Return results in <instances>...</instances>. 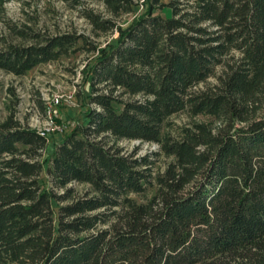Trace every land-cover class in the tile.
<instances>
[{
	"label": "trees",
	"instance_id": "obj_1",
	"mask_svg": "<svg viewBox=\"0 0 264 264\" xmlns=\"http://www.w3.org/2000/svg\"><path fill=\"white\" fill-rule=\"evenodd\" d=\"M99 1L112 17L134 6ZM147 2L126 28L79 9L116 44L21 29L25 42L0 49V70L17 77L94 55L85 121L47 159V137L0 123V264H264V0ZM165 8L170 18L152 14ZM184 112L214 123L163 137ZM122 140L172 160L155 171L156 154L128 153ZM71 184L88 189L73 196ZM150 189L143 203L131 197Z\"/></svg>",
	"mask_w": 264,
	"mask_h": 264
},
{
	"label": "rangeland",
	"instance_id": "obj_2",
	"mask_svg": "<svg viewBox=\"0 0 264 264\" xmlns=\"http://www.w3.org/2000/svg\"><path fill=\"white\" fill-rule=\"evenodd\" d=\"M0 1L3 9L0 12V49L4 47L5 42L17 44L25 42L13 32L21 29L43 35L83 34L100 47L116 44L115 31L106 34L94 33L88 22L80 15L79 9H89L104 19L112 18L117 26L126 28L147 10L148 3L147 0H132L134 6L131 13L112 17L99 0ZM74 1L78 4H74ZM160 1L163 4L169 2V0ZM74 5H77V9ZM152 14L164 18L171 17L169 8L153 10ZM93 58V54L72 52L56 61L39 65L20 77L0 70V123L12 118L23 128L42 131L50 123L47 111L51 109L53 124L58 130L51 132L47 137L48 146L43 154V159H47L51 155L53 146L61 142L76 125L85 121L84 112L87 108V97L90 95L86 73ZM221 72L222 69L217 68L215 73L219 75ZM215 82V78L208 80L209 84ZM55 98L59 99L57 105L51 102ZM193 122L209 125L214 123L211 117H191L186 112L179 113L167 120L162 136L178 138L180 131L190 127ZM117 145L128 153L136 150L139 156L156 154L152 158L156 161L154 170L158 172L164 171L172 160L160 154L157 144L122 140L118 141ZM44 178L46 179V176L43 174L41 181ZM69 188L73 189V196H79L88 189V186L71 184ZM58 192L62 194L61 190ZM154 192L155 189H150L143 195H131V197L138 203H143L150 199Z\"/></svg>",
	"mask_w": 264,
	"mask_h": 264
},
{
	"label": "built area",
	"instance_id": "obj_3",
	"mask_svg": "<svg viewBox=\"0 0 264 264\" xmlns=\"http://www.w3.org/2000/svg\"><path fill=\"white\" fill-rule=\"evenodd\" d=\"M51 102H52V104L57 105L59 103V99L55 98ZM47 115H48V118L50 120L48 127L44 128L42 131H38V134L40 136H43V137H48L51 132L53 133V132H55V130H58L53 124V119H52L53 117H52V110L51 109H48Z\"/></svg>",
	"mask_w": 264,
	"mask_h": 264
}]
</instances>
